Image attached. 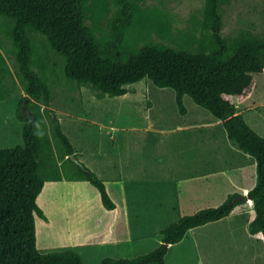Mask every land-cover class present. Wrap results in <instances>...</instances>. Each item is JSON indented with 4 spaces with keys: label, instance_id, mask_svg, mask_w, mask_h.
Masks as SVG:
<instances>
[{
    "label": "trees",
    "instance_id": "obj_1",
    "mask_svg": "<svg viewBox=\"0 0 264 264\" xmlns=\"http://www.w3.org/2000/svg\"><path fill=\"white\" fill-rule=\"evenodd\" d=\"M141 1L0 0V100L18 90L15 82L9 83L14 71L7 41L25 92L18 101L23 143L0 146V264H89L79 247L118 240L99 226L101 209H118L106 180L72 159L79 151L50 107L49 73L59 56L67 79L78 87L90 86L97 96L125 94L128 84L144 78L173 88L182 112L183 96L190 95L256 162L255 182L248 190L229 192L218 205L182 214L161 230V241L151 250L106 255L99 264H166L169 246L189 229L248 210L249 233L264 241V136L240 111L257 75L264 73V32L242 27L224 34L229 0H203L200 15H192L191 27L180 30L174 42L169 13L141 6ZM124 41L120 49L118 42ZM66 161L77 174L62 173ZM66 180L81 183L80 189L96 201L93 195L92 203L75 195L76 200L63 204L57 185Z\"/></svg>",
    "mask_w": 264,
    "mask_h": 264
},
{
    "label": "rangeland",
    "instance_id": "obj_2",
    "mask_svg": "<svg viewBox=\"0 0 264 264\" xmlns=\"http://www.w3.org/2000/svg\"><path fill=\"white\" fill-rule=\"evenodd\" d=\"M140 4L159 6L169 13L176 36L173 41L177 42L179 31L191 27L192 15H200L203 0H142ZM223 22L224 34H236L242 27L264 32V0H229L224 5ZM104 27H107L106 22ZM38 35L40 40L42 34ZM102 37L105 39L106 35ZM163 39L167 40L166 37ZM126 43L118 42V47L124 49ZM5 50L14 71L9 83L15 82L18 90L0 100V146L13 147L23 143L18 101L25 92L15 72L13 57H10L12 44L9 41ZM59 57L56 65L51 66L54 76L49 73L54 92L50 107L55 110L64 132L78 148L79 158H76L90 168L94 164L95 169L110 162L113 165L114 157L120 161L121 156L111 148L115 143L111 139L116 136L115 130L109 127L112 122L132 127L120 131V140L129 144L132 153L142 154L145 160L138 171H133L134 175L121 177L117 167H107L110 177H118L128 186L126 199L118 188L115 189L116 184H111L110 191L119 205L128 202L127 226L130 225L131 236L134 237L133 247L124 255L113 249L106 251V243L79 247V252L89 264H99L103 256L110 254L135 256L151 250L161 241V230L182 214L218 205L229 192H243L254 184V157L230 139L225 126L190 95L183 96L186 109L182 112L173 88L159 87L150 78H144L129 84L131 93L128 96H97L90 86L78 87L67 79ZM136 91H140L139 95ZM241 109L249 125L264 136V73L257 75L256 85ZM22 110L27 111L24 105ZM193 122L209 124L197 129L178 128ZM81 150L86 153H80ZM107 152L108 160L103 155ZM82 156L90 158L92 163L89 161V164ZM72 166L66 161L62 173L66 176L77 174L75 166ZM215 173L222 179L212 176ZM208 174L212 180L204 178ZM204 184L208 185L207 189H204ZM60 185H57V191ZM54 196L59 199L58 193ZM84 199L89 197L86 195ZM88 203L92 201L89 199ZM231 216L189 229L180 244L170 245L165 255V259L168 256V264H264V241L247 229L250 211L242 212L235 219Z\"/></svg>",
    "mask_w": 264,
    "mask_h": 264
},
{
    "label": "crops",
    "instance_id": "obj_3",
    "mask_svg": "<svg viewBox=\"0 0 264 264\" xmlns=\"http://www.w3.org/2000/svg\"><path fill=\"white\" fill-rule=\"evenodd\" d=\"M127 86H129V84ZM139 92L140 91H138V92L136 91V93L138 95H139ZM130 93H131V90L128 87V91L125 94H122V96H128V95H130ZM141 94H142V92H141ZM240 111L242 112V109ZM92 121H94V120H92ZM205 124H209V123L205 122ZM205 124H203L201 122L200 123L199 122H193V123H190V124L180 125L178 128H180V129L196 128L197 129V128L204 127ZM110 125L111 126H109V124H108V126L111 127L112 129H114L115 133H116V136H114L111 139V140H115V143H114L113 146H111V148H112V151H115V153L117 155L121 156V160L118 161L116 159V157H114L115 159L113 160V162H114L113 165L110 162V164H104V166L102 168L95 169L94 166H93L94 164H93V165H91L92 166L91 169L93 171L95 170L94 172L98 176H100L101 178L106 180V183L108 185V190H109V193H110L111 196L113 194L110 191V187H111V184L113 183L114 186L116 184V188L115 189L118 188V191L121 193V196L123 197V199H126L127 198L126 192H127V187L128 186H126V183H121L119 181L118 177H110L108 175V172H107L108 171L107 167L108 166L109 167H111V166L117 167L119 169V175H121V177L124 174L125 175H134V174H132L133 171H138L139 167L143 165V162L145 164V160H144L142 154L132 153L131 152L132 149L129 147V144L124 143L123 141L120 140V133H121L120 131L126 130V129H130L132 127L123 126V125H117V124H113L112 122H110ZM114 146H115V148H114ZM80 153H86V152H82V150H81ZM107 154H109V153L107 152L106 154H103V155H105V157L107 156L106 160H108V155ZM82 157L88 163H89V161L91 162L90 158H85V156H82ZM80 159L82 160L81 157H80ZM91 163H89V164H91ZM212 176H218L220 179H222V177H220V175H218L217 173L213 174ZM212 176H211V174H208L204 178L208 179L210 177L209 180H212ZM131 182H133V181H131ZM207 184H212V183H207ZM207 184H204V189H207L206 188L208 186ZM80 185H81V183H79L78 181H75V182L71 181L70 182V181L66 180V181L61 183V185H60L61 200H62L63 204H66V206H67V205H69L71 203L72 200L73 201L76 200L75 199V195H78L79 200H81V201L84 200V201L88 202L89 199H84V196L87 195L88 197L91 198L93 194L89 193V192H83V190L80 189ZM81 188H82V186H81ZM80 194L82 196H80ZM71 195H73V196H71ZM112 198L117 203L118 209L117 210L101 209V211H103L102 215H104V219H102V218H101V220L99 219V226L103 224L104 230L106 232H108V235H110L112 237L114 236L118 240H113L111 242H100L99 244L106 243L107 244L106 247H105L106 251L113 249L116 252H121V255H124L133 247V244H134L133 243L134 242V240H133L134 237L131 236L130 225L127 226V216L129 215V211H128L129 205H128V202L126 204L123 203V204L119 205L118 202L116 201V199L114 198V196H112ZM113 214L118 216V218H115L114 216H112ZM236 214L237 215L231 214V215H233L231 217L235 219V218H238L239 216L242 215V213L241 214L240 213H236ZM228 216H230V215H228ZM228 216H226V217L230 218ZM159 242H157V243L159 244ZM180 243H181V241H179L177 244H180ZM170 247L171 246H169V249H170ZM169 249H168V251H169ZM110 255H113V254H110ZM113 256H115V255H113ZM165 261H166V264H168V256L165 259Z\"/></svg>",
    "mask_w": 264,
    "mask_h": 264
},
{
    "label": "water",
    "instance_id": "obj_4",
    "mask_svg": "<svg viewBox=\"0 0 264 264\" xmlns=\"http://www.w3.org/2000/svg\"><path fill=\"white\" fill-rule=\"evenodd\" d=\"M71 157H72L73 160H76L79 164H81V161L78 160V158H76L74 155H71Z\"/></svg>",
    "mask_w": 264,
    "mask_h": 264
},
{
    "label": "clouds",
    "instance_id": "obj_5",
    "mask_svg": "<svg viewBox=\"0 0 264 264\" xmlns=\"http://www.w3.org/2000/svg\"><path fill=\"white\" fill-rule=\"evenodd\" d=\"M220 121V120H219ZM221 122V121H220Z\"/></svg>",
    "mask_w": 264,
    "mask_h": 264
}]
</instances>
